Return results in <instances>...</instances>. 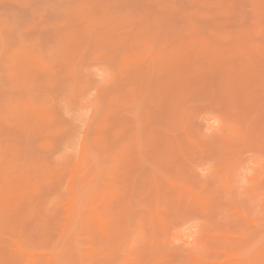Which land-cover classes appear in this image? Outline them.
Listing matches in <instances>:
<instances>
[{
    "label": "rangeland",
    "instance_id": "rangeland-1",
    "mask_svg": "<svg viewBox=\"0 0 264 264\" xmlns=\"http://www.w3.org/2000/svg\"><path fill=\"white\" fill-rule=\"evenodd\" d=\"M0 264H264V0H0Z\"/></svg>",
    "mask_w": 264,
    "mask_h": 264
}]
</instances>
